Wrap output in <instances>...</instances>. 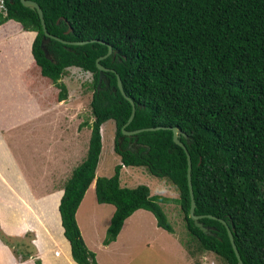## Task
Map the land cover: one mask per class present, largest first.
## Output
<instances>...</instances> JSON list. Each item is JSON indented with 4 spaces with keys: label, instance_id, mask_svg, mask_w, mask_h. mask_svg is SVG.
<instances>
[{
    "label": "trees",
    "instance_id": "1",
    "mask_svg": "<svg viewBox=\"0 0 264 264\" xmlns=\"http://www.w3.org/2000/svg\"><path fill=\"white\" fill-rule=\"evenodd\" d=\"M42 10L47 32L67 42L49 40L36 11L20 0H0V26L18 25L28 36L29 61L40 76L67 98L60 80L69 68L92 76L85 158L63 184L59 212L64 238L76 264H97L76 221L80 203L94 181L98 204L115 208L103 245L116 240L124 221L139 209L150 212L157 227L173 232L159 203L145 185H120L123 167L144 168L166 179L177 191L191 256L211 253L224 264H238L225 226L204 217L207 236L189 218L187 158L172 131H144L131 137L122 127L131 105L135 115L126 131L176 127L191 161L196 215L222 219L231 230L243 264H264V0H32ZM107 68L99 83L96 60ZM115 125L114 151L120 163L111 177H96L102 149L101 126ZM0 240L12 248L0 230ZM21 243V242H20ZM17 248V246H16ZM35 264H41L39 259Z\"/></svg>",
    "mask_w": 264,
    "mask_h": 264
},
{
    "label": "rangeland",
    "instance_id": "2",
    "mask_svg": "<svg viewBox=\"0 0 264 264\" xmlns=\"http://www.w3.org/2000/svg\"><path fill=\"white\" fill-rule=\"evenodd\" d=\"M27 38L28 36L22 32L20 27L15 25H9L5 29L0 27V58L6 62L5 66L10 68L11 76L15 77L14 81H18L17 90L22 95L19 105L13 107L12 103L16 99L11 98L7 93L9 88L1 86L4 83L0 80V104L5 105L4 107L2 105V108L7 118L11 113L19 118L20 127L16 129L21 138L17 143H10V145L14 149L13 152L16 148L18 152L20 151V156L30 154L31 148L32 166L30 170L34 169L37 177L47 179V173L52 171V167H49L51 155L57 157L56 160H60L61 154L57 153L63 152L64 149V158H66L64 169L53 172L52 177L50 176L51 182H45L50 188L56 184L59 186L64 184L71 170L85 158L90 136L88 124L92 121L90 110L92 76L78 68L67 69L66 74L60 80V83L67 88V98L58 102L59 90L41 77L37 67L28 62ZM2 77L3 75L0 74V79ZM28 115L35 117V121L29 123L33 126L35 133V135H30V139L28 135L26 137V134L32 127H23ZM100 132L102 149L96 176L111 177L115 166L120 163L114 151V122L111 120L105 122ZM19 159L24 160V158ZM120 185L126 188L145 185L152 196L167 198L169 200L167 203H159V205L166 214L173 232L168 233L157 227L150 212L146 210L134 212L132 218L123 226L120 241L123 240L121 243L127 246L117 250L115 256L119 259L117 264H224L211 253L191 256L186 249L185 242L188 237L182 215L175 202L178 193L166 179L153 177L141 167H123L120 170ZM95 198L94 189H89L76 213L79 224L77 225L82 238L91 249L94 248V244L104 240L110 222L109 214L105 210L113 208L111 205L98 204ZM131 243L132 246L129 247ZM106 260L107 258L104 257L98 261L99 264H110Z\"/></svg>",
    "mask_w": 264,
    "mask_h": 264
},
{
    "label": "crops",
    "instance_id": "3",
    "mask_svg": "<svg viewBox=\"0 0 264 264\" xmlns=\"http://www.w3.org/2000/svg\"><path fill=\"white\" fill-rule=\"evenodd\" d=\"M9 25L15 24L8 23L0 27L5 29ZM15 26L18 27V25ZM26 45L28 46V38ZM28 62L30 64V61ZM5 65L6 62L0 58V74L3 75L0 80L4 83L1 86L9 88L7 93L11 98L16 99L12 103L14 104L13 107H15L19 105L22 95L17 90L18 81H14L15 77L11 76L10 68ZM6 83L8 84L7 86ZM2 105L0 104V121H3L0 122V230L14 244L16 253L0 240V264H35L36 259H39L41 264H76L72 260L70 245L64 238V229L61 225L59 204L63 195V184L60 186L56 184L49 188L45 183L47 181L51 182L50 176L52 177L53 172L56 173L58 170L62 171V168L64 169V162L66 163L63 153L64 149L63 152L57 153L61 154L60 160H56L57 157H52L51 155L49 167H52V171L47 173V179L37 177L34 169L30 170L32 166L30 159L31 148L29 150L30 154L28 153L29 156L28 154L20 156V151L18 152L17 148L13 152L14 149L10 143H17L21 138V135L17 133L18 129H16L20 127V121L12 113L7 118L4 115ZM31 121H35V117L28 115L23 123V127H32L26 134L29 139L31 134L35 135L33 126L29 124ZM11 130L15 132V135H13ZM19 158H24V160ZM94 185L93 181L85 193L89 189H94ZM140 210L143 209H139L135 213L140 212ZM105 211L109 214L108 219L110 221L115 211L114 206L112 209L109 208ZM131 218L132 215L124 221L123 226ZM123 226L116 240L106 246L102 242H98L96 244L93 243L94 248L91 249L84 239L87 248L95 254L97 264L104 257L107 258L106 261L108 263L117 264L119 260L118 257H115L117 250L127 246L121 243L123 240L120 241ZM135 244L137 246V243ZM130 246H132V243L129 244Z\"/></svg>",
    "mask_w": 264,
    "mask_h": 264
},
{
    "label": "water",
    "instance_id": "4",
    "mask_svg": "<svg viewBox=\"0 0 264 264\" xmlns=\"http://www.w3.org/2000/svg\"><path fill=\"white\" fill-rule=\"evenodd\" d=\"M20 2L25 8H28V9L36 11V13H37V15H38V17L40 19L41 27H42V30H43V37H42V40H41V48L43 50V53H44L45 57L48 58V59H50V58L48 57V54H47L46 49L44 48V45L47 44L49 42V40H55V41H58V42H60V43H62L64 45H85V44H88L90 42H99L101 44H105L102 41H96V40L84 41V42H67L65 40H62V39L56 37V36H53V35H51L50 33L47 32V29H46V26H45V23H44V19H43V13H42V10L39 7V5L35 1H32V0H20ZM107 47H108L107 53L104 56L99 57L96 60V67H97V69L99 71V83L101 82L102 79H104L103 78V72L108 70L107 68L103 67L100 64V61L106 59L107 57H109L112 54L111 46L107 45ZM117 87L120 90V92L123 95V97L131 105V114H130L129 119L126 122V124L122 127V134L124 136L131 137L133 135H136V134L144 132V131H155V130H160V129H168V130L172 131L173 142L184 150V152L186 154V158H187V184H188V190H189V195H190L189 218L193 221L195 227H197L202 233H204L207 236L213 235L212 229L208 228V227H205L200 222V220L202 218L207 217L209 219L217 220L220 223H222L225 226V228H226L227 235H228L232 250H233V252L235 254V257H236V259L238 261V264H243V262H242V260H241V258L239 256L237 247H236V245L234 243V238H233L232 232L228 228L226 223L222 219L216 218V217H214L212 215L203 216V215H196L195 214V202H194L192 183H191V161H190V156H189V154L187 152V149H186L185 145L179 140V138L181 136L184 137V138H187V135L184 132H182L181 130H179L178 128H176V127H154V128H143V129H139V130H135V131H126L125 127L128 126L131 123V121L133 120V117L135 115V104L129 97H127L124 94L123 89H122V85H121V81H120V78L118 76H117Z\"/></svg>",
    "mask_w": 264,
    "mask_h": 264
}]
</instances>
